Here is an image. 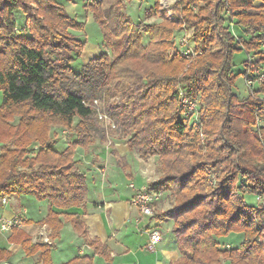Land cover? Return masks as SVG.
Instances as JSON below:
<instances>
[{
    "label": "trees",
    "instance_id": "obj_1",
    "mask_svg": "<svg viewBox=\"0 0 264 264\" xmlns=\"http://www.w3.org/2000/svg\"><path fill=\"white\" fill-rule=\"evenodd\" d=\"M132 1L86 3L107 51L77 71L87 41L75 32L86 22L58 0H0V196L50 202L38 221L50 242L19 225L8 242L36 257L33 264H54L56 239L71 222L94 251L62 264H96L94 254L112 264L108 243L91 238L80 213L69 211L85 206L88 193L78 148L107 140L98 99L130 150L145 160L158 156L160 176L147 188L172 198L155 217L173 220L180 252L173 264H264V0H175L169 8L155 0L146 18L161 20L151 23L125 12ZM180 32L188 39L178 41ZM239 52L243 70L235 71ZM184 98L195 108L183 106ZM55 126L76 134L63 150ZM111 153L128 167L117 147ZM250 196L261 201L252 204ZM231 233L244 238L224 249L220 238ZM13 255L0 245L1 261Z\"/></svg>",
    "mask_w": 264,
    "mask_h": 264
},
{
    "label": "crops",
    "instance_id": "obj_2",
    "mask_svg": "<svg viewBox=\"0 0 264 264\" xmlns=\"http://www.w3.org/2000/svg\"><path fill=\"white\" fill-rule=\"evenodd\" d=\"M91 52L94 53L93 55L97 54L98 48H92ZM238 84L241 90L245 91L243 79L240 78L238 80ZM262 124L264 125V122ZM121 155L124 160L127 161L128 168L130 167L128 172L130 173L129 176L132 181V178L135 179L138 173H135V170L131 169L132 163L127 159L126 154L122 153ZM101 156H99V160H97V158L94 160L102 166L104 164V160L101 159ZM102 158L106 159L108 162L107 166L110 165V169L105 167L102 170H99L96 166L97 164L92 165V169H84L87 173V178L89 176L92 177L91 173L95 171L93 173V179L95 182L99 183V187L98 183H95L93 187L88 181V193L85 206L74 207L69 211L80 213L82 219L88 226V234L91 238H99L108 243L113 259L112 264H173L180 257L177 240L172 232L173 220L170 218L158 219L155 216L152 217L145 215L138 208L132 206L131 198L135 194V189L130 192L125 189H119L115 178L116 176L113 175V173L116 174V166L117 168H121V166L117 165L118 163L115 157H113L115 161L114 166L112 165V162L111 164L109 163L106 156H103ZM87 163H91V161L87 160L86 164ZM93 169L95 170L93 171ZM97 169L100 171L99 174L96 172ZM121 170L123 169L121 168ZM145 172H142V177L145 180H137V182L131 183L136 184V187H143L147 186L151 180L158 178L157 176L156 178L149 179L150 175ZM91 192L94 194L90 195ZM164 198L165 196H163V199ZM9 199L10 202L8 201L6 204H3L2 211L0 213L1 222L2 220L15 217H19L21 219H31L33 221L32 224L21 225V227L32 234L34 238L40 237V232H43V230L46 231V234L50 233L46 225H40L38 223V221L45 218L48 213L43 214L42 218L39 220H35L32 216L28 215L30 209L24 206L25 200L38 202L39 199L33 195L25 194L20 196H11L8 200ZM163 199H161L157 204V210H164ZM39 201L42 204L46 202L47 207L50 209V202L48 200ZM67 223L71 222L65 223L61 236L63 235ZM34 224H37L36 226L38 227H33ZM154 229H159L161 231L162 240L154 246V250H151L148 248V244L150 242L151 231ZM1 231L3 239L7 241L5 247L14 253L10 261H13L14 259L16 260V264H23L21 259L15 256V253L17 252L24 253L22 246L8 242V237L10 236L11 231ZM73 234V240L78 249L77 252H75L77 254H74L68 258V260L79 254H93L94 250L85 243V239L75 231L74 227ZM61 236L56 239L57 243L59 242ZM243 238V233H231L228 236L221 237L220 240H225L227 243L231 241V243H235V246H238ZM93 256L96 264H107L106 260L102 256L97 254H94ZM33 263L34 262H31V264ZM0 264H6V261L0 260Z\"/></svg>",
    "mask_w": 264,
    "mask_h": 264
},
{
    "label": "rangeland",
    "instance_id": "obj_3",
    "mask_svg": "<svg viewBox=\"0 0 264 264\" xmlns=\"http://www.w3.org/2000/svg\"><path fill=\"white\" fill-rule=\"evenodd\" d=\"M58 1L61 2L62 4H64L68 13L71 16L76 17L80 21L86 22V26H85L84 31H76L75 32L77 34V38H79L83 41H87L83 55L76 57V60L73 63V67L77 71H79L83 67V65L85 63H87V61L90 58H92L93 56H96L101 50L107 51V47H105V44H104L105 40H104V34L102 31V28L94 20L92 11L90 9H88L86 6V3L89 4L91 2H96L98 0H58ZM174 1L175 0H162V4L165 5L167 8H169L171 3H173ZM154 2H155V0H133L132 2H130L127 5L125 12L130 14L133 17V19L137 22L141 21V20L145 21L147 23L158 22L161 19L155 18V17L154 18H146V10L149 9L154 4ZM15 14H16L17 22L20 23L21 25H24V21H25L24 13L22 11L18 10V11H16ZM184 37H186V39H188L187 38L188 36L186 35V33L180 32L176 39L179 41L180 39H184ZM147 40H149L148 35H146L145 44H147ZM92 48H98V53L93 55L94 53L91 52ZM110 53H112V52H110ZM243 54H244L243 52L242 53L239 52L235 55V59H234L235 71L243 70V64H242ZM91 55H93V56L90 57ZM1 101H2V93L0 92V103H1ZM104 106H105V104H103V103L100 104L99 110L104 112V110L102 108ZM97 113H98V109H97ZM98 119L100 122H102L105 125V129L107 130V140L104 143V142H101L99 139H96L95 143L93 144V147H91L88 151H86L83 148H78L76 158L79 159L80 164H81V165H79V167L82 170L88 169V168L92 169L91 166L95 165V164H97L96 166L99 170L100 169L102 170L105 167H108L110 169V165L107 166L108 162L106 161V159H104L102 157L106 156L109 163L111 164V162H112V165L114 166L115 161H114L113 157H115V156L111 153V151L113 148L117 147L119 152L121 154L125 153L127 159L132 163L131 169H134L135 170L134 172L138 173L136 178L135 179L132 178V181H131L130 180L131 177L129 176L130 173L128 172L130 170V167L129 168L127 167L126 169H123L121 167L123 169V170H121V168H117V166H116V169H115L116 174L113 173V175L116 176L115 178L117 180L116 182L118 184L119 189H125L129 192L134 190V188L130 187V183L131 182L135 183V182H137V180H139V181L145 180L142 177L143 173L145 171L150 175L149 179H151V178L153 179V178H156L157 176L158 177L160 176V172L157 170L158 156H153L149 160L143 159L141 157V154L136 149H133V150L129 149L126 139L120 138V136L117 133H114L112 130H110V129H113L111 127V125L107 124L106 122L101 120L99 117H98ZM77 121H78V119L76 118L75 122H77ZM263 122L264 121H262V123ZM52 134L60 137V141L56 145V148L58 150H63L67 146L68 142L72 141L76 137V134L73 130H68L67 128L62 127V126L53 127L52 128ZM0 145H1V143H0ZM36 150H37V144L35 145V149L32 153L34 154L36 152ZM99 156H101V159L104 160L103 161L104 164L102 166L99 163H96V161L94 160L96 158H97V160H99L100 159ZM87 160H90L91 163L86 164ZM95 169H93V171ZM98 169L96 170V172L99 174L100 171ZM93 173H91L92 177H90V176L88 177L89 178L88 181L94 187L95 183H98V182L94 181ZM98 187H99V183H98ZM166 193H168V192H166ZM93 194L94 193L91 192L90 195H93ZM163 200H164L163 208H164V210H166L171 206L172 198L167 196ZM8 201L10 202V199ZM249 201L252 204H258L259 201H261V198H259L258 196L257 197L250 196ZM24 202H25L24 206H26L30 209L28 215L32 216V218H34L35 220H39L40 218H42L43 214L49 212V208L47 207L46 202L43 204L39 200H38V202H33L30 200H25ZM2 207H3L2 197L0 196V213L2 211ZM156 208L158 209V205ZM36 225L37 224H34L33 227H38ZM33 227H31V228H33ZM73 236H74L73 225H72V223H67L66 227L64 229L63 235L59 239V242L58 243L56 242L57 246L55 249H53L54 251H52V258H53L54 264H62L64 262H66V260L68 261V258L73 256L74 254H77L75 252H77L78 248L75 245V242L73 240ZM224 242H226V241L222 240L221 247H223L225 249V247H229V244L225 245ZM229 243H230L231 247L235 246L234 242H233L234 244L231 243V241ZM6 244H7V241L5 239H3L2 231L0 230V245L6 246ZM72 252H74V253H72ZM15 256L17 258L21 259L23 264H31V262H34L36 260V257H33V256L28 257L24 253H21V252L15 253ZM11 262L16 264V260H14V259ZM223 264H230V261L224 260Z\"/></svg>",
    "mask_w": 264,
    "mask_h": 264
},
{
    "label": "built area",
    "instance_id": "obj_4",
    "mask_svg": "<svg viewBox=\"0 0 264 264\" xmlns=\"http://www.w3.org/2000/svg\"><path fill=\"white\" fill-rule=\"evenodd\" d=\"M264 49V43L262 45ZM183 50L184 54L189 55L192 50L190 48L183 47L181 48ZM261 77H264V74L261 75ZM93 104L95 107L98 109V117L106 122L107 124L111 125L112 128L116 127L115 122L110 118V116L99 110L100 107V101L98 99H95ZM183 106H187L190 109L195 108V104L193 101L184 98L183 99ZM130 187L135 189V194L131 198V204L132 206L138 208L143 214L148 215V216H155L156 213V207H157V201H160L164 193L158 192V191H152L147 188V186L143 187H136L134 183L130 184ZM8 202V197H4L2 199V203L6 204ZM16 225L21 226L22 225V219L19 217L11 218V219H5L2 220L0 229L4 231H11L12 228ZM39 240L42 239L46 242H50V237L49 234H46L45 231L40 232V237L34 238V240ZM162 240V233L159 229H154L151 231L150 235V242L148 244V248L151 250H154V246ZM6 264H14L13 262H6Z\"/></svg>",
    "mask_w": 264,
    "mask_h": 264
}]
</instances>
